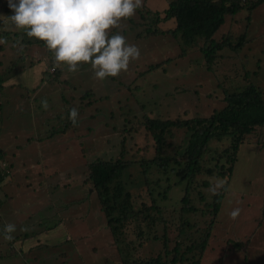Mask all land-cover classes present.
Listing matches in <instances>:
<instances>
[{
    "label": "rangeland",
    "instance_id": "1",
    "mask_svg": "<svg viewBox=\"0 0 264 264\" xmlns=\"http://www.w3.org/2000/svg\"><path fill=\"white\" fill-rule=\"evenodd\" d=\"M169 1L143 0L134 16L122 21V34L129 43L139 47L141 55L119 76L101 81L94 77L90 64L82 63L75 73L69 72L66 65L59 64V82L53 86L46 85L40 91L43 83L37 96H32V87L25 85L2 89L0 97H9L10 103L2 101L0 150H3L2 158L7 161L10 179L0 188L1 194L8 197L3 202L0 199V219L14 223L15 233L19 235L44 234L48 244L33 248L29 252L30 261L23 257L26 264H118V253L96 196L90 187L80 186V181L84 178V161H112L118 156L119 130L126 112L131 121L143 115L161 119L207 117L224 105V95L241 91L250 83L260 88L264 100V2L252 11L248 22L246 11L224 19L215 40L229 32L234 43L240 35L246 42L237 52L221 50L212 70L208 71L195 46L183 47L171 34L136 38L144 27L140 20L145 14L142 8L160 13ZM171 27L170 21L161 25L163 30ZM116 31L111 30L112 34ZM15 38L11 33L7 43L2 45L1 51L5 55L3 69L9 61L16 65L2 73L4 76L12 72L11 77H14L20 72ZM34 40L27 38L24 41L33 62L27 77L30 86L38 74L37 59H48L45 43ZM49 51L55 61L53 52ZM156 64L159 65L157 68L149 70ZM44 69L41 65L40 70ZM85 91H90L92 96L90 104L84 106L79 114L78 122L54 133L63 124H58L59 115L57 122L53 117L61 107L71 106V102L75 106L86 102L84 97V102L78 100ZM43 100L48 102L46 110L41 104ZM178 134L177 141L182 140L184 133L180 131ZM133 144L141 145L140 137L135 136L134 141H128L129 146ZM150 171V180L154 182L160 178V185L164 186L165 177L153 168ZM134 176L131 202L135 209H140L142 205H149L150 197L139 178L141 175L134 173ZM169 177L171 188L167 192V200L160 202L156 196L158 207L164 208L162 214L168 230L159 226L154 228L157 232L163 230L168 239L172 235L168 233L172 228L171 219L182 195V187L173 185L177 177L173 174ZM121 180L125 186L129 185L125 174H121ZM154 190L162 192V188ZM236 207L241 208V213L232 219L229 213ZM59 227L64 228L67 235L62 234L61 241H50L47 236ZM140 228L141 224L128 223L121 235L128 246L121 244V250L125 253L134 240L135 258L154 256L160 244L148 240V237L145 243L139 244L135 240V231ZM211 233L208 248L200 257L201 264H264V145L262 148L255 144L239 147ZM198 235L199 232L194 230L192 237L196 239ZM244 238L249 241L245 249H236L241 240L245 241ZM7 248L0 238V264H24L21 257L9 256Z\"/></svg>",
    "mask_w": 264,
    "mask_h": 264
},
{
    "label": "trees",
    "instance_id": "2",
    "mask_svg": "<svg viewBox=\"0 0 264 264\" xmlns=\"http://www.w3.org/2000/svg\"><path fill=\"white\" fill-rule=\"evenodd\" d=\"M263 2L264 0H171L160 13H152L143 7L145 14L141 15L140 20L144 22V27L136 38L171 34L178 38L181 46H195L202 55L205 69L211 71L221 50L237 52L246 42L244 36L240 35L234 43L229 32L219 35L215 40L214 36L224 19L246 11L245 19L248 22L252 11ZM167 21L172 23V27L161 29V25ZM0 35L7 39L10 34ZM23 36L20 39L23 47L19 51L24 52L23 58L31 63V57L24 46V41L29 37L26 34ZM12 37L16 36L12 34ZM34 41L44 43L37 39ZM2 45L4 44H0V49ZM45 48L48 59L43 64L45 69L38 75L39 83L53 86L59 82L61 74L51 52L46 46ZM21 61L19 57L17 63L21 64ZM12 66L16 65L11 61L8 67ZM158 66H150L149 70ZM36 87L38 86L30 90L34 93ZM91 96L90 91H85L78 98L79 101L83 97L87 99L86 102L83 100V106H75L71 102V106L61 107L53 119L57 122L59 115L58 124H63V127L54 133L61 132L69 125L73 126L68 119L69 110L76 107L81 114L83 107L90 104ZM222 100L224 105L207 117L161 119L143 115L131 121L129 113L126 112L119 130L118 156L112 161H84V178L80 181V186L90 187L96 196L105 225L112 237V244L118 253V264H201L200 257L211 240L214 219L227 190L239 147L243 144H255L262 148L264 145V100L260 88L250 83L241 91L224 95ZM2 108L0 106V118ZM180 131L184 133V137L177 141ZM135 136L140 137L142 144H133L130 147L128 141H134ZM254 136L255 139L252 138ZM1 154L3 152L0 150V159ZM152 168L165 177L164 186L160 185V178L154 182L150 180ZM7 170L8 165L1 162L0 188L10 179ZM134 173L141 175L139 178L150 197L149 205H142L140 209H135L131 202V188L134 187L132 184L136 179ZM121 174L126 175L129 185L122 183ZM171 174L177 177L173 185L182 187V195L178 200L175 216L171 219L172 228L168 233L172 235L168 239L163 230L157 232L154 228L159 226L168 230L167 221L162 214L164 208L158 207L157 198L160 202L167 200V192L171 188V184H168ZM217 178L225 179L227 184L219 195H212L209 189ZM154 187L162 188V192H155ZM130 222L141 224L139 231L134 229L135 240L139 244L145 243L147 237L148 240L160 244L154 256L135 258L134 240L130 242L125 253L121 250V244L128 246L121 235ZM194 230L199 232L196 239L192 237ZM0 235L4 237L2 229ZM226 242L233 243L232 240ZM248 242L241 240L234 247L244 250Z\"/></svg>",
    "mask_w": 264,
    "mask_h": 264
},
{
    "label": "clouds",
    "instance_id": "3",
    "mask_svg": "<svg viewBox=\"0 0 264 264\" xmlns=\"http://www.w3.org/2000/svg\"><path fill=\"white\" fill-rule=\"evenodd\" d=\"M143 0H8L11 16H0L6 28L22 30L29 38L45 43L59 64L69 72L79 71L81 64H90L94 77L101 81L117 77L140 58L137 45L129 43L122 34V21L135 15ZM117 29L115 34L111 30ZM0 38V44H6ZM14 47L16 45H13ZM22 48L23 46L20 45ZM45 110L47 100L41 102ZM68 119L76 124L79 109L69 110ZM227 181L217 178L209 192L219 195ZM241 208L230 213L236 219ZM14 223L4 225V239L11 241L16 232ZM26 230V229H22Z\"/></svg>",
    "mask_w": 264,
    "mask_h": 264
},
{
    "label": "crops",
    "instance_id": "4",
    "mask_svg": "<svg viewBox=\"0 0 264 264\" xmlns=\"http://www.w3.org/2000/svg\"><path fill=\"white\" fill-rule=\"evenodd\" d=\"M8 0H0V16H11L13 15V12L9 9V7L6 6ZM1 33H6V34H14L16 36V42L15 43H18V56L21 58V67H20V72L14 76V77H11V73L9 76H4L2 75V73H4L7 69H9L8 65L11 63V61H9L7 63V66L5 69H3V62H2V59L5 57V55L2 53L1 49H0V95L2 94V89L3 90H6V89H9L11 86H15V85H19V86H22L24 87V85L27 87H35V86H38L36 87V91L32 94V96H37L38 93V90L40 88V86L43 84V83H39V74L42 70H40L41 68V65L43 66V64H45V60L43 59L44 57H40L39 59H37L36 61V65L38 66V74L37 76L34 78L33 80V84H31V86L28 84V78L30 76V70H31V67H32V63L33 62H29V60H25L23 58V56L25 55L24 52L22 51H19L20 49V45L22 44V41L20 42V39H22L24 36V34H26L24 31L22 30H15V29H9V28H6L5 24L3 23V21H0V34ZM6 36H2L0 35V38H4ZM6 39V38H4ZM25 40V39H24ZM13 42V40H11ZM37 72V71H36ZM28 77V78H27ZM40 84V85H39ZM45 86L46 84H44L42 86V88L40 89L43 90L45 89ZM10 98H2L0 97V104L2 101H5L7 104L10 103ZM26 99L28 101H31V99H29V97H26ZM2 106L4 109V106L3 105H0ZM2 116L0 118V131L2 129ZM39 146V145H38ZM3 151V150H1ZM3 156V154H1ZM1 156V159H0V163L2 162L3 165H6L7 164V161L5 159H3ZM23 162H21L20 164H22ZM13 171L14 173V169L11 170V172ZM6 183V181H5ZM2 192L0 191V199L2 200H8V198H6L5 195L1 194ZM5 196V197H4ZM6 218H10L9 216H7ZM14 221V217L12 219ZM35 221V220H34ZM15 222V221H14ZM20 223V222H19ZM7 224V222L3 221L0 219V229H3L4 225ZM60 229L58 230H55L53 229L52 232L49 234L50 236H47L50 238V241H61V235L65 233V235H67V231L64 230V228L62 227H59ZM32 234H35V235H32ZM14 235V238L13 240L11 241H7L5 239H3L4 237L2 235H0V238L4 241V243L7 244L8 246V255L13 257V258H17V257H21L23 259V257H26L28 259V261H30V257H29V252L35 248V247H40V246H44V245H48L47 244V238L46 236H44V234H41L40 232H37V233H30L29 235L28 234H17V233H13ZM29 236V237H28ZM64 238V237H63ZM58 239V240H57ZM36 258L34 257L33 258V262ZM42 259L40 258V261ZM23 263L26 264V262L24 261L23 259ZM256 264V263H254Z\"/></svg>",
    "mask_w": 264,
    "mask_h": 264
},
{
    "label": "built area",
    "instance_id": "5",
    "mask_svg": "<svg viewBox=\"0 0 264 264\" xmlns=\"http://www.w3.org/2000/svg\"><path fill=\"white\" fill-rule=\"evenodd\" d=\"M6 6L8 7V3L6 4Z\"/></svg>",
    "mask_w": 264,
    "mask_h": 264
}]
</instances>
